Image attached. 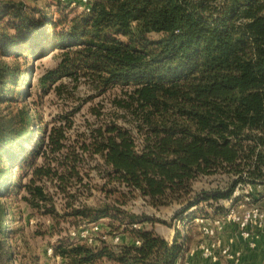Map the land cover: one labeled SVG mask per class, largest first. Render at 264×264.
Here are the masks:
<instances>
[{
  "label": "trees",
  "instance_id": "1",
  "mask_svg": "<svg viewBox=\"0 0 264 264\" xmlns=\"http://www.w3.org/2000/svg\"><path fill=\"white\" fill-rule=\"evenodd\" d=\"M72 1L52 0L51 12L0 0V264L38 260L10 241L17 191L51 219L58 264H174L197 241L193 219L208 216L200 203L264 180V0H88L87 11ZM48 52L56 62L35 86L65 108L42 124L28 83ZM107 94L122 122L90 104L94 119L76 125ZM222 175L226 189H193ZM136 198L179 205L183 232L168 241L142 226L126 208ZM92 222L122 241L87 244L61 226Z\"/></svg>",
  "mask_w": 264,
  "mask_h": 264
},
{
  "label": "rangeland",
  "instance_id": "2",
  "mask_svg": "<svg viewBox=\"0 0 264 264\" xmlns=\"http://www.w3.org/2000/svg\"><path fill=\"white\" fill-rule=\"evenodd\" d=\"M24 2L31 3L36 1L37 4L45 11L54 12L56 10L55 2L52 0H23ZM53 16V14H52ZM5 61H10V58L4 57ZM56 60L53 57V52H48L42 58L32 60L33 72L29 78L28 91L31 93V97L37 102V110L40 115L42 124L50 122V120L56 116L57 113H60L64 110L65 106L59 98H56L54 95L46 94L43 95L40 90L35 86V78L39 76L45 69L52 67L55 64ZM86 89L84 87L80 88V95H85ZM89 94H91L89 92ZM86 105L78 113L76 118V125L81 124V119L93 120L94 118L87 111V106L90 104H96L102 107V111L106 116L111 115L116 118V122L121 123L122 119L119 116L120 111H116L115 114H118L116 117L114 115V108L109 104V94L100 95L94 97L92 102L85 103ZM4 105H0V111H5ZM109 118V117H108ZM75 125V126H76ZM35 127V125H34ZM78 127V126H76ZM232 178L227 176H203L197 178L193 183V189L195 191L205 190L211 192L213 190H223L230 186ZM20 192H15L9 198L12 200V207L14 212V221L11 224L15 229V234L13 238L10 239L11 243L14 244L15 250L18 251V256L20 258L27 257L29 253L38 257L37 264H57L55 261H52L46 254V249L56 238L55 235L50 236V225L51 219L40 212L32 210L24 202L19 200ZM93 196L86 199L88 204L94 203L99 198L101 194L95 190L92 192ZM225 199H218L217 201H209L207 203H200L197 210L198 213H203L206 215H212L220 211L224 205ZM256 204L264 208V192L258 197L257 200H254ZM126 208L136 214L144 215L148 218V221L143 222L142 226L146 228H153L160 236L166 238L168 241L173 239L174 235L177 232L182 233L183 228L181 227L182 222L179 219V216L176 215L180 206L176 204H171L169 206H164L160 208H153L146 204L141 198H136L132 200ZM191 210H196L192 208ZM104 222V221H102ZM193 224L194 221H193ZM10 225V224H9ZM61 226L64 227L67 231L72 229V226H69L67 223H61ZM66 231V232H67ZM195 232V233H194ZM197 230H193V234H196ZM64 234V233H62ZM199 236V234H198ZM172 237V238H171ZM126 241L127 236L123 237ZM195 240V237H193Z\"/></svg>",
  "mask_w": 264,
  "mask_h": 264
},
{
  "label": "built area",
  "instance_id": "3",
  "mask_svg": "<svg viewBox=\"0 0 264 264\" xmlns=\"http://www.w3.org/2000/svg\"><path fill=\"white\" fill-rule=\"evenodd\" d=\"M87 2L88 0H76L72 1L70 6L87 11ZM263 192L264 180L255 184L239 182L224 200L220 211L207 217L197 215L193 221L197 225L199 240L189 246L174 264H192L191 258L195 254L212 263L222 261L224 264H244L243 246L248 250L260 248L264 251V208L254 202ZM227 226H233L234 231L223 241L221 234ZM68 234L71 238L87 244H93L97 238L109 241L113 245L122 241L120 234L111 237L106 235L99 222L73 227ZM237 241L243 246L237 245ZM134 243L139 244V241L135 240ZM45 253L57 264L61 261L58 255L53 254L50 246ZM252 264H264V259Z\"/></svg>",
  "mask_w": 264,
  "mask_h": 264
},
{
  "label": "crops",
  "instance_id": "4",
  "mask_svg": "<svg viewBox=\"0 0 264 264\" xmlns=\"http://www.w3.org/2000/svg\"><path fill=\"white\" fill-rule=\"evenodd\" d=\"M233 231H234L233 226H227L226 230L221 234L223 241H225L227 239V237L233 233ZM198 240H199V236H197V241L195 243H197ZM124 241H125V239H124ZM126 241L129 242L130 239L127 238ZM194 244H192V245H194ZM192 245H190V246H192ZM237 245L243 246L241 243L238 244V241H237ZM243 254H244L243 255V263L244 264H252L256 261L264 259V251H262L260 248H257L256 250H248L246 247L243 246ZM191 263L192 264H224L222 261H218L217 263H212L209 260L201 258L198 254H195L194 256H192Z\"/></svg>",
  "mask_w": 264,
  "mask_h": 264
}]
</instances>
